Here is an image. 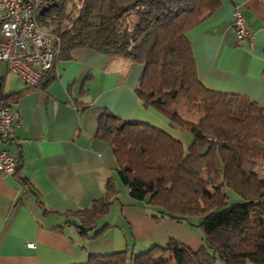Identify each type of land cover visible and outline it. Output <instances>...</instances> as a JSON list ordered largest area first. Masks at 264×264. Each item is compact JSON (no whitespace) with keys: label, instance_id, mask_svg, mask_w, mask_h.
<instances>
[{"label":"trees","instance_id":"1","mask_svg":"<svg viewBox=\"0 0 264 264\" xmlns=\"http://www.w3.org/2000/svg\"><path fill=\"white\" fill-rule=\"evenodd\" d=\"M218 2L59 0L42 15L55 21L58 55L88 48L141 64L135 88L141 106L156 109L172 128L191 135L184 150L181 139L161 128L100 114L95 136L109 144L129 195L163 217L196 225L202 243L192 249L170 238L136 253L91 254L76 264H264V108L204 86L186 36ZM53 64L29 87L43 88L54 77ZM8 97L0 93V102L7 105ZM17 179L31 189L27 180ZM225 188L240 200L229 202ZM118 192L113 178L107 179L89 207L65 213L67 222L86 233L84 224L94 227ZM196 217V223L190 220Z\"/></svg>","mask_w":264,"mask_h":264},{"label":"crops","instance_id":"2","mask_svg":"<svg viewBox=\"0 0 264 264\" xmlns=\"http://www.w3.org/2000/svg\"><path fill=\"white\" fill-rule=\"evenodd\" d=\"M235 8L250 32L244 40L232 28ZM186 36L204 86L247 97L264 108V0H219ZM142 67L125 57L76 48L56 57L54 77L40 88L14 74L16 79H9L2 65L0 93L9 96L14 130L8 141L0 140V148L13 156L17 173L0 172V264H76L91 254L136 253L170 238L200 247L196 225L163 217L129 195L117 177L109 144L95 136L98 117L111 112L181 139L163 114L141 106L135 88ZM109 178L119 191L116 199L94 227L84 224L89 229L79 232L65 213L89 207Z\"/></svg>","mask_w":264,"mask_h":264},{"label":"built area","instance_id":"3","mask_svg":"<svg viewBox=\"0 0 264 264\" xmlns=\"http://www.w3.org/2000/svg\"><path fill=\"white\" fill-rule=\"evenodd\" d=\"M59 0H0V61L27 86H35L51 69L58 53L60 38L55 31L54 19L42 16ZM43 6L49 9L43 13ZM232 28L238 40L250 36L243 13L235 8ZM14 130L8 105L0 102V140L8 141ZM16 161L4 147L0 148V172L14 175ZM29 243V247H33Z\"/></svg>","mask_w":264,"mask_h":264},{"label":"rangeland","instance_id":"4","mask_svg":"<svg viewBox=\"0 0 264 264\" xmlns=\"http://www.w3.org/2000/svg\"><path fill=\"white\" fill-rule=\"evenodd\" d=\"M66 8L68 9L69 8V3L66 4ZM2 65H5L4 62L0 61V71L2 70ZM7 77L9 79H16V77L13 75V73L11 71L8 70V74H7ZM188 138V140H187ZM180 139V138H179ZM181 141H182V144H183V148L184 150L187 149V146L188 144L190 143L191 141V135L188 134V133H185V132H182L181 133ZM262 166H264V160H262V163H261ZM225 191L227 193V196H228V200L229 202H233V201H239L240 200V196L237 195L236 193H234L232 190L228 189V188H225ZM192 220V219H191ZM194 223L197 222V217L196 218H193L192 220Z\"/></svg>","mask_w":264,"mask_h":264},{"label":"water","instance_id":"5","mask_svg":"<svg viewBox=\"0 0 264 264\" xmlns=\"http://www.w3.org/2000/svg\"><path fill=\"white\" fill-rule=\"evenodd\" d=\"M57 5V1H54L51 3L50 6H55ZM49 9V6H43L40 10H39V13H43L44 11L48 10Z\"/></svg>","mask_w":264,"mask_h":264}]
</instances>
